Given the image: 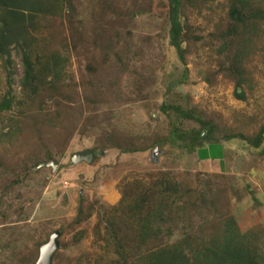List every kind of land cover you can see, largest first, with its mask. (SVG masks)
Instances as JSON below:
<instances>
[{
    "label": "rangeland",
    "instance_id": "1",
    "mask_svg": "<svg viewBox=\"0 0 264 264\" xmlns=\"http://www.w3.org/2000/svg\"><path fill=\"white\" fill-rule=\"evenodd\" d=\"M227 3L206 0L193 8L184 2L182 23L192 28L193 36L214 44L209 49L200 41L184 43L189 49L185 61L188 74L174 88L173 97L183 99L184 107L203 112L223 132L251 139L264 125V61L258 50H250L243 61L246 82L242 88L223 72L220 66L229 67L228 59L223 52L218 55L222 49L217 54L214 51L222 39L210 34L225 31ZM73 6L74 14L51 25L56 38L48 45L49 53L62 52L65 44L69 48L61 86L73 100L63 101L55 128L27 126L22 133L13 128L15 140L0 146V158L7 164L0 170V199L4 201L0 224L15 228L11 239V231L0 232L1 242L3 238L14 242L5 251L0 247V264H35L40 246L48 241H43L46 235L61 230L51 264H75L77 258L82 259L81 264H91L90 258L99 253L93 234L97 214L101 207L115 204L116 188L132 179L149 182V175L168 170L178 181L203 190L205 206L224 212L228 208L240 230H257L264 238V144L253 148L241 140H220L206 143L192 155H185L168 141L134 153L115 148L125 149L129 144L142 148L170 133L159 104L168 100L163 98L166 87L181 77L182 66L169 46L166 0H73ZM252 43L264 45V34L253 37ZM11 69L12 93L19 100L24 66L16 53ZM6 89L0 62V98ZM235 90L243 97L237 98ZM39 103L43 109L45 104ZM22 111L27 115L42 113L27 106ZM19 114L16 109L4 113L3 125ZM27 121L40 119L30 117ZM187 127L193 125L183 128ZM7 128L4 125L0 132L6 133ZM107 144L113 148L107 149ZM157 146L161 154L154 163L151 153ZM94 147L98 158L94 166L72 164L73 154ZM50 161L57 163L55 171L41 166ZM85 168L87 173L79 172ZM3 172L20 177L17 184L10 180L5 185L10 188L6 193L1 192ZM207 181L210 190L205 187ZM219 190L227 195V203L217 200ZM80 195L96 206L91 217L74 228L71 220Z\"/></svg>",
    "mask_w": 264,
    "mask_h": 264
},
{
    "label": "trees",
    "instance_id": "2",
    "mask_svg": "<svg viewBox=\"0 0 264 264\" xmlns=\"http://www.w3.org/2000/svg\"><path fill=\"white\" fill-rule=\"evenodd\" d=\"M205 1L166 0L169 46L174 49L182 66L181 77L166 87L163 98L168 100L159 104L170 133L164 138L154 139L142 148H134L132 144L125 149L115 147L121 152L145 151L163 141L175 145L185 155L195 154L206 143L220 140H241L253 148L264 144V125L251 139L241 133L228 134L206 118L203 112L188 109L181 104L183 99L173 97L176 95L174 88L184 82L188 74L185 61L189 49L184 48V43L200 41L203 47L213 48V41L193 36L192 28L181 21L184 2L198 8ZM227 2L226 29L224 32L211 33L210 36L222 39L214 51L217 54V50L222 49L218 55L221 52L225 54L229 67H220L225 74L236 79L237 87L242 88L241 85L246 82L243 61L250 50H258L264 61V45L252 43L253 37L264 34V0ZM74 11L73 0H0V62L7 86L0 98V131L4 125L8 127L6 133L0 132V146L15 140L13 128L16 129L15 133H22L27 126L30 129L38 125L40 128H55L63 113V101L73 100L69 90L65 93L61 86L66 59L70 56L69 48L65 44L61 47L62 52L58 49L49 53L48 45L56 38L50 32L53 22L63 20L66 15L74 14ZM13 53L22 59L24 66L23 78L19 81V100L11 89ZM87 68L90 70V66ZM234 93L239 99L243 97L237 90ZM39 102L45 104L43 109ZM24 106L30 110L39 109L42 113L24 114ZM12 109L20 112L19 117H11L9 123L3 125V114ZM30 117H37L40 122L27 121ZM185 124L193 127L183 128ZM106 147L113 148L108 144ZM91 150L95 154L93 163L97 149L94 147ZM50 157L47 153L46 160ZM6 165L0 158V170ZM4 178L1 182V192L4 193L10 189L5 186L10 180H15L13 183L17 184L20 179L19 176H16L18 180L15 179L11 172H5ZM145 179L121 182L115 190L118 195L115 204L99 209L98 222L93 229L99 253L90 258L91 264H264V238L260 231L240 230L235 216L228 208L224 212L216 206H212V209L205 206L203 190L198 191L178 181L169 170L149 175V182ZM205 187L207 190L212 188L208 181ZM226 196L222 190L216 195L218 201L227 203ZM3 203L0 199V204ZM95 206L94 202L86 201L80 195L75 216L71 220L72 227L77 228L89 219ZM7 209L11 210V205ZM0 228V232L11 231L10 239L14 236L15 228L4 224H0ZM59 233L62 234V230ZM50 234L43 241H47ZM10 239L5 241L3 238L0 241L2 250L5 251L14 243ZM77 259L75 264H81L82 259Z\"/></svg>",
    "mask_w": 264,
    "mask_h": 264
},
{
    "label": "water",
    "instance_id": "3",
    "mask_svg": "<svg viewBox=\"0 0 264 264\" xmlns=\"http://www.w3.org/2000/svg\"><path fill=\"white\" fill-rule=\"evenodd\" d=\"M161 154L160 147L157 146L153 149L151 153L152 162L156 163L158 156ZM94 157V152L91 149H86L83 151L76 152L71 157L72 164H78L81 162H85L90 164ZM41 166H49L55 171L57 163L55 161H50L48 163H43ZM59 231H55L50 234L49 239L46 243L42 244L39 249V256L35 264H51V258L53 253L58 248V236Z\"/></svg>",
    "mask_w": 264,
    "mask_h": 264
},
{
    "label": "crops",
    "instance_id": "4",
    "mask_svg": "<svg viewBox=\"0 0 264 264\" xmlns=\"http://www.w3.org/2000/svg\"><path fill=\"white\" fill-rule=\"evenodd\" d=\"M98 159V158H97ZM97 159H95L94 160V162L93 163H90V164H84V165H87V166H94L95 165V161L97 160ZM93 160V159H92ZM79 172H84V173H87L88 171H87V168H85V169H82L81 171H79ZM94 180V179H93ZM110 185V184H109Z\"/></svg>",
    "mask_w": 264,
    "mask_h": 264
},
{
    "label": "built area",
    "instance_id": "5",
    "mask_svg": "<svg viewBox=\"0 0 264 264\" xmlns=\"http://www.w3.org/2000/svg\"><path fill=\"white\" fill-rule=\"evenodd\" d=\"M65 185H67L66 183H64Z\"/></svg>",
    "mask_w": 264,
    "mask_h": 264
},
{
    "label": "clouds",
    "instance_id": "6",
    "mask_svg": "<svg viewBox=\"0 0 264 264\" xmlns=\"http://www.w3.org/2000/svg\"><path fill=\"white\" fill-rule=\"evenodd\" d=\"M161 150V149H160ZM95 155V154H94ZM94 158V157H93ZM92 162V161H91Z\"/></svg>",
    "mask_w": 264,
    "mask_h": 264
}]
</instances>
